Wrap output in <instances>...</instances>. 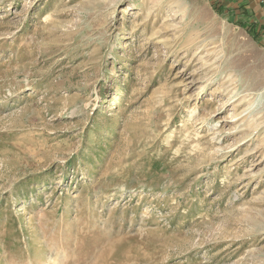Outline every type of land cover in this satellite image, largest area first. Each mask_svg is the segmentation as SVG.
<instances>
[{
    "label": "rangeland",
    "instance_id": "rangeland-1",
    "mask_svg": "<svg viewBox=\"0 0 264 264\" xmlns=\"http://www.w3.org/2000/svg\"><path fill=\"white\" fill-rule=\"evenodd\" d=\"M245 3L0 0V264H264Z\"/></svg>",
    "mask_w": 264,
    "mask_h": 264
},
{
    "label": "crops",
    "instance_id": "crops-1",
    "mask_svg": "<svg viewBox=\"0 0 264 264\" xmlns=\"http://www.w3.org/2000/svg\"><path fill=\"white\" fill-rule=\"evenodd\" d=\"M233 1L236 2L234 6L239 8V10L241 11L244 9V7L241 4L246 2L245 4L248 5V9H249L248 10L249 16L253 18L254 20H256L255 26H256V23H258L259 26H261L260 29L262 32L260 31L261 32L260 34H264V7L260 3L261 0H232V2Z\"/></svg>",
    "mask_w": 264,
    "mask_h": 264
},
{
    "label": "built area",
    "instance_id": "built-area-1",
    "mask_svg": "<svg viewBox=\"0 0 264 264\" xmlns=\"http://www.w3.org/2000/svg\"><path fill=\"white\" fill-rule=\"evenodd\" d=\"M261 4H262V6L264 7V0H261Z\"/></svg>",
    "mask_w": 264,
    "mask_h": 264
},
{
    "label": "bare ground",
    "instance_id": "bare-ground-1",
    "mask_svg": "<svg viewBox=\"0 0 264 264\" xmlns=\"http://www.w3.org/2000/svg\"><path fill=\"white\" fill-rule=\"evenodd\" d=\"M244 110H245V111H248L247 109H244ZM244 110H243V111H244ZM243 111H242V112H243ZM243 113H244V112H243ZM246 114H247V113H246ZM244 115H245V114H244Z\"/></svg>",
    "mask_w": 264,
    "mask_h": 264
}]
</instances>
